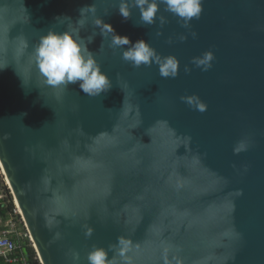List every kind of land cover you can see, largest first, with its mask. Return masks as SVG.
I'll return each instance as SVG.
<instances>
[{
    "label": "water",
    "instance_id": "water-1",
    "mask_svg": "<svg viewBox=\"0 0 264 264\" xmlns=\"http://www.w3.org/2000/svg\"><path fill=\"white\" fill-rule=\"evenodd\" d=\"M119 3L0 0V170L40 263L87 264L123 237L118 264H264V0H202L188 28L163 5L162 27L140 26ZM92 4L117 34L175 55L178 75L132 67L97 34L111 89L46 85L35 46ZM94 19L81 35L99 33ZM206 52L207 71L192 62Z\"/></svg>",
    "mask_w": 264,
    "mask_h": 264
},
{
    "label": "clouds",
    "instance_id": "clouds-1",
    "mask_svg": "<svg viewBox=\"0 0 264 264\" xmlns=\"http://www.w3.org/2000/svg\"><path fill=\"white\" fill-rule=\"evenodd\" d=\"M161 5L165 11L172 13L182 21V26L188 28L191 21L199 19L202 14V0H120L118 12L125 19L132 15L133 8H138L140 13V26H150L159 20L162 27L165 23L163 15H158ZM94 4L82 7L80 18L74 23L70 17H63L69 22L67 29L63 32L50 28L43 34L33 50L36 69L46 85L53 88L67 87L70 84L79 83V88L90 97L100 96L112 87L109 75L102 70V66L96 56L90 51L88 45L94 42L97 34L108 41V46L113 50L120 49L121 58L134 68L151 66L156 64L162 77H176L180 69V61L175 55L161 56L149 41L144 39L133 43L128 36L116 33L111 23H106L102 17H96ZM91 15L95 17L93 24L99 29V33L88 36L81 35V29L86 23V18ZM159 34V33H158ZM195 37L196 33L192 32ZM129 46L125 48L124 46ZM213 55L206 52L201 58H194L193 63L203 66L207 71L212 65ZM7 66H0L3 70ZM185 72L190 69L185 66ZM205 105L198 106L199 111H204ZM91 235V230L86 232ZM130 242L123 237H118L115 245L94 246L87 255V264H118L116 255L124 257L129 250ZM109 252L114 255L109 258ZM74 261H79V254L74 255Z\"/></svg>",
    "mask_w": 264,
    "mask_h": 264
},
{
    "label": "built area",
    "instance_id": "built-area-1",
    "mask_svg": "<svg viewBox=\"0 0 264 264\" xmlns=\"http://www.w3.org/2000/svg\"><path fill=\"white\" fill-rule=\"evenodd\" d=\"M3 179L5 183L0 184L1 208L8 206L9 195L12 196L4 177ZM12 200L14 209L9 212L7 217L0 215V264H31L30 253H27L26 247L34 249L32 238L13 196ZM34 260L40 263L37 253Z\"/></svg>",
    "mask_w": 264,
    "mask_h": 264
},
{
    "label": "trees",
    "instance_id": "trees-1",
    "mask_svg": "<svg viewBox=\"0 0 264 264\" xmlns=\"http://www.w3.org/2000/svg\"><path fill=\"white\" fill-rule=\"evenodd\" d=\"M4 179H3V175L1 174V170H0V184H4ZM6 187V185H5ZM7 188V187H6ZM8 191V189H7ZM9 203L8 206H6L5 208H1L0 207V215L3 217H7L9 212H11L14 209V203L12 200V196L9 195ZM27 253H30V258H31V264H40L37 260H34V258L36 257V252L33 248H28L26 247Z\"/></svg>",
    "mask_w": 264,
    "mask_h": 264
},
{
    "label": "rangeland",
    "instance_id": "rangeland-1",
    "mask_svg": "<svg viewBox=\"0 0 264 264\" xmlns=\"http://www.w3.org/2000/svg\"><path fill=\"white\" fill-rule=\"evenodd\" d=\"M1 174H2V172H1Z\"/></svg>",
    "mask_w": 264,
    "mask_h": 264
},
{
    "label": "bare ground",
    "instance_id": "bare-ground-1",
    "mask_svg": "<svg viewBox=\"0 0 264 264\" xmlns=\"http://www.w3.org/2000/svg\"><path fill=\"white\" fill-rule=\"evenodd\" d=\"M20 212V211H19Z\"/></svg>",
    "mask_w": 264,
    "mask_h": 264
}]
</instances>
